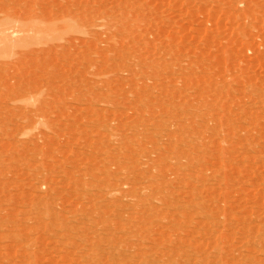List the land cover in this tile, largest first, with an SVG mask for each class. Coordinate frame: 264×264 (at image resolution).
Instances as JSON below:
<instances>
[{
    "label": "rangeland",
    "instance_id": "1",
    "mask_svg": "<svg viewBox=\"0 0 264 264\" xmlns=\"http://www.w3.org/2000/svg\"><path fill=\"white\" fill-rule=\"evenodd\" d=\"M0 264H264V0H0Z\"/></svg>",
    "mask_w": 264,
    "mask_h": 264
}]
</instances>
